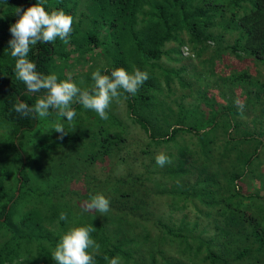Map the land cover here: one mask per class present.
Instances as JSON below:
<instances>
[{
  "label": "trees",
  "instance_id": "obj_1",
  "mask_svg": "<svg viewBox=\"0 0 264 264\" xmlns=\"http://www.w3.org/2000/svg\"><path fill=\"white\" fill-rule=\"evenodd\" d=\"M37 2L73 17L67 42L31 46L37 71L71 76L81 89L94 84L92 73L69 68L92 62L102 74L148 73L135 96L118 98L141 139L129 138L111 110L102 120L87 109L71 125L53 110L47 118L14 110L18 98L32 106L44 94L16 78L9 48L16 8ZM77 3L0 0V264H57L52 252L62 234L87 225L99 244L96 264H108L105 256L120 264H264V0H87L79 10ZM180 45L205 70L157 72L160 56L178 54ZM223 51L238 63L228 65ZM254 58L262 61L252 65ZM56 122L70 131L51 142L57 149H37ZM159 153L172 163L157 165ZM138 154V167L129 164ZM97 193L110 201L107 214L84 211Z\"/></svg>",
  "mask_w": 264,
  "mask_h": 264
},
{
  "label": "clouds",
  "instance_id": "obj_2",
  "mask_svg": "<svg viewBox=\"0 0 264 264\" xmlns=\"http://www.w3.org/2000/svg\"><path fill=\"white\" fill-rule=\"evenodd\" d=\"M15 14L18 19L10 25L12 38L9 40V48L11 57L15 58L16 78L25 84L27 92L44 93L32 106L18 98L13 108L22 116L47 118L51 114L50 110H53L59 117H66L71 124L77 115L72 105L79 103L85 109L97 113L100 119L106 120L107 109L114 99H118L122 92L135 96L149 78L146 71L135 67L132 72L123 67L113 68L110 74L107 71L102 74L97 68L92 72L94 84L90 88L81 89L71 76L59 80L55 73L43 74L37 71L36 64L28 58L31 46L38 43L53 44L57 38L67 42L72 32L73 17L62 10L46 11L38 2L26 9L16 8ZM237 106L243 110L244 106L239 101ZM52 129L60 133L61 138L66 134V128L61 122H56ZM155 160L161 167L172 163L171 158L164 153L157 154ZM91 210L107 214L110 211L109 199L102 193L93 195L84 207V211ZM59 219L67 221V214L62 212ZM93 231L95 228L92 225L70 227L62 234L53 250L52 259L57 264H96L94 256L99 244L90 235ZM104 259L108 264H120L118 256H105Z\"/></svg>",
  "mask_w": 264,
  "mask_h": 264
},
{
  "label": "rangeland",
  "instance_id": "obj_3",
  "mask_svg": "<svg viewBox=\"0 0 264 264\" xmlns=\"http://www.w3.org/2000/svg\"><path fill=\"white\" fill-rule=\"evenodd\" d=\"M87 2V0H78L77 3V9H82L84 4ZM84 24H87L86 19L83 20ZM225 38L228 41L230 36L228 35V33L225 34ZM173 44L171 42H168L167 45ZM180 51L177 54L176 52H170V54H162L160 56V58L157 60L158 61V67H156L157 72H160V67H166V68H174L176 70H178L179 68L181 70H179V73L181 75H186L187 77H189L191 75L192 72H196V71H202L205 70L206 65L203 64L202 61H200L197 57H195L194 55L191 54V52H189V50H187V48L183 45H180ZM207 55V51L203 52V54H201V58L203 56ZM221 57L223 58L224 61L228 62L229 64H235L238 63L237 59L231 58V55L229 52H222ZM101 58H99V63L103 61L100 60ZM221 59V58H220ZM216 61L219 62L218 64V68L220 69H225L226 66L225 64H222V61L218 60L217 58L215 59ZM232 60V61H231ZM245 60V59H244ZM254 63L252 65H254L257 62H261L262 60L260 59H255L252 60ZM247 64V60H245V62L242 64L244 66H246ZM71 71H74L77 76L79 72H82L84 70L88 71L86 73V75L91 74L94 70H96V64L95 63H90L89 65H84L82 66L80 69H72L69 68ZM252 70V68H250ZM261 73H263L264 75V69L261 71ZM83 76H79L77 79H81ZM86 77V76H85ZM160 81L161 85H163V80L160 77ZM85 82V81H84ZM84 82H83V86H84ZM199 82V81H198ZM173 86H175L176 88L173 89L174 94H178V82L176 81L175 78H173L172 80V84ZM164 86V85H163ZM164 88V87H162ZM169 99V98H167ZM186 100L189 99V97L185 98ZM107 110H111L122 122V124L124 126H126L127 128V135L130 137H135L137 139L138 138H142L144 136L143 132L141 131V129H139L136 124H134L130 117L127 114V109L125 106V103L123 100L118 99V100H113L109 109ZM87 109H85L83 106L80 108V111H77V115L76 118L80 117V116H84L87 114ZM92 111V110H91ZM87 118V117H86ZM79 119H77L74 124L76 125L75 127H80L82 126L83 122L79 121ZM67 124H69L68 122H66ZM48 123L46 122V120L43 122V126L47 125ZM64 124V123H63ZM64 124L66 131H70V127ZM51 126V124H49ZM71 125V124H69ZM54 126V125H52ZM81 131H83V129H81ZM60 133H57L55 130L52 131H47V132H43V134L41 136L38 137V141H37V149H44V150H48V149H57V146L53 147L51 145V142L54 141L57 137H59ZM85 135V134H83ZM86 136V135H85ZM81 149H87V148H82ZM79 148V149H80ZM65 149H70L68 146L65 147ZM162 149V148H159ZM137 152H139V149H137ZM141 154H138L136 158H130L128 159L129 164L131 165H136L138 167V162H139V157ZM118 168H120V170H122L124 168V165H118ZM95 173L100 174L102 172H100L99 167L96 166L95 168ZM161 208H165V205H161ZM183 211H192V207L189 205L188 207L182 209ZM190 210V211H189ZM181 211L180 210H176V213H174V216L179 215ZM139 232V231H138ZM143 252H145V250L143 249Z\"/></svg>",
  "mask_w": 264,
  "mask_h": 264
}]
</instances>
